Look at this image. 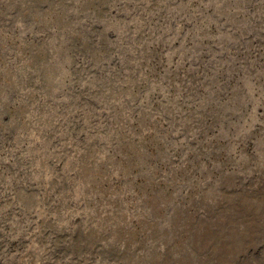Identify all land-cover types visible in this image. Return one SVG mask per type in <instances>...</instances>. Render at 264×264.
I'll return each instance as SVG.
<instances>
[{
  "label": "rangeland",
  "instance_id": "obj_1",
  "mask_svg": "<svg viewBox=\"0 0 264 264\" xmlns=\"http://www.w3.org/2000/svg\"><path fill=\"white\" fill-rule=\"evenodd\" d=\"M0 264H264V0H0Z\"/></svg>",
  "mask_w": 264,
  "mask_h": 264
}]
</instances>
